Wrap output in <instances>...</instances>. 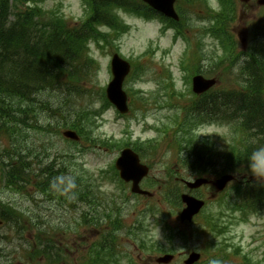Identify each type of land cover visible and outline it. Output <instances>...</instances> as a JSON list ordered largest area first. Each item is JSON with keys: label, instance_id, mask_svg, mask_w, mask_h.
<instances>
[{"label": "trees", "instance_id": "trees-1", "mask_svg": "<svg viewBox=\"0 0 264 264\" xmlns=\"http://www.w3.org/2000/svg\"><path fill=\"white\" fill-rule=\"evenodd\" d=\"M128 1L132 2L134 11L140 10V4L137 0ZM105 3L106 1L103 0L96 5L95 17L111 22L115 16L111 14L107 16L109 13L108 4ZM15 7L17 8V17L10 21L9 0H0L1 100L9 101L16 110L28 112L32 108L33 115L28 125L40 122L38 114L47 112L49 114V126L52 124L51 119L59 115L62 118L61 124L76 128L81 133H90L96 124L98 111L90 105L91 103L80 106V99L77 98L90 93L87 88L82 87L79 83L83 81V77L91 76L90 67L95 65V61L89 57H86V62L83 61L87 52V47L83 45L88 38V31L74 32L68 30L66 25L58 19L35 21L34 16L38 13L37 10L33 8L22 10L18 8L17 4ZM263 62L264 56L261 63H257V65H263ZM262 65L255 70H249L247 73V80L251 81L252 91L259 95L262 94V89L264 90V67ZM261 70L262 73H259ZM74 92L75 95L72 96ZM247 97H255V95L252 94ZM245 100L243 101L245 102ZM233 102L230 99L224 104V99H222L218 106L219 111L222 108L234 106ZM214 105L217 107V103ZM87 106L88 108H85ZM253 106V104L252 106L246 104L240 109L251 113L249 114L251 118L241 115L244 116L242 124L248 128L244 129L241 148L234 147L230 150L221 151L214 148V145L207 140L203 145H200L201 141L195 137L192 131L196 122L191 127L181 125L180 130L187 133L188 150L184 157H187L185 161H189L187 164L202 174L208 173L210 170L203 168L215 162H220L225 173L239 172L241 169H245L244 171L254 174L252 171L253 163L256 164L257 168L264 170V157H259L255 161L252 160L253 153L264 148V107ZM75 109L80 110L76 111ZM214 111L218 112V110ZM260 112L263 114L262 117L259 115ZM179 119H177V125L183 122ZM21 129V126L12 125L6 120L0 121V133L15 141L9 150L5 149L2 152L0 163L4 167L6 185L16 189H24L27 184L33 181L32 164L35 155L30 148L17 145ZM193 153H195L197 162L193 161ZM27 156L31 158V166L28 170L26 169ZM220 156L222 160H220ZM212 170L217 172L216 169ZM62 173V168H57L54 161L46 164L41 168L42 178L38 179L37 186L51 197L59 200H65L68 195H70V199L72 196L79 198L82 192L79 188L83 183L82 178L78 175H71L66 177V181L63 182L60 178V176H64ZM90 185H87L84 193L89 200L95 202L100 196L94 191L92 183ZM167 189L170 194H176V190H178L176 185H170ZM57 192H61L63 197L56 196L55 193ZM256 193V201L260 195L264 196V183H261ZM236 204V201L232 202V205ZM92 210L95 212L94 207ZM104 211L111 212L109 208L104 209ZM7 216L18 218L15 212L5 211L0 218L3 221H13L17 229L21 227V223L11 220ZM108 216L111 218L110 214ZM44 248L43 250L33 248V252L38 256L41 253L49 254L50 257L55 254L58 257L53 260L61 261L59 252L62 251L61 249L52 251L49 243L45 244ZM81 264H121V252L115 237L108 233L101 240L93 243Z\"/></svg>", "mask_w": 264, "mask_h": 264}, {"label": "rangeland", "instance_id": "rangeland-1", "mask_svg": "<svg viewBox=\"0 0 264 264\" xmlns=\"http://www.w3.org/2000/svg\"><path fill=\"white\" fill-rule=\"evenodd\" d=\"M213 1L216 3V0ZM45 5L48 8L58 7L68 17L74 19H79L84 12L82 0H46ZM252 8L253 7L240 8V16L235 21V25L237 27L248 26V24L250 23H252L251 25H255V23L253 22L256 20H260V18L262 17L261 13ZM128 21L132 24L133 28L131 32L124 36L121 41V51L123 52V54L127 56H138L139 54L147 50L149 40L152 39L154 40V43L160 44V49H158L153 56H150V71L145 76V82L141 84L142 88L148 93L154 91L157 87L155 78H157L159 76V73L162 72V70L166 67H169L174 72L175 77L179 81V84H181L182 86L183 72L180 69V56L183 52L185 42L182 40L174 42L172 41L169 35L161 37L159 23H147L143 18L137 17H128ZM163 49L169 50V53L164 54ZM97 56L101 59V62L103 64V72L101 75V79L102 82L104 81L106 83L109 78V73L107 70L109 57H102L98 54ZM219 76L221 77L219 86H223L226 85V83L231 82L230 79H228L229 81H227L226 74H220ZM128 85H131V83L129 82ZM137 116L138 114L131 113L129 114L128 118H124L118 116L114 110H110L105 116V121L103 123L101 133L106 134L109 137L114 136L116 139H128V136L130 134L133 135L134 139L138 137L142 139L155 137L157 135V130L149 129L147 128V126H162L163 123L167 122L166 119L168 115H162L161 113H158L157 109L151 107L147 109V117L145 119H141L142 117L141 115H139V118L141 120L137 121L135 119V117ZM128 124L130 125L129 128L126 127ZM227 131V128H222L218 125H208L200 130L202 135L210 134V136L212 134L223 135ZM36 135L37 134L33 135L32 140L37 141ZM54 143L58 144L60 148H65L68 145L67 142L63 140L60 136L54 138ZM118 155V150L108 151L97 149L95 152H91L90 154H88V156L85 158V161L88 166L92 168H97L99 166H107L115 162V159L118 157ZM161 162H166V160L162 159ZM158 170L161 171L162 168H159ZM155 173L162 174V172H158L157 170L155 171ZM113 188L115 190L116 186L113 185ZM153 195H155L154 200L156 201L159 194L154 191ZM14 196V194H11L10 198ZM15 199L17 200V197H15ZM151 199L153 198L151 197ZM140 200L142 202V206L144 205V203L148 202L144 197ZM133 206L134 202H129V208L131 209L129 214H132L134 212ZM161 216L165 217V221L170 222L168 219V214L165 211H163ZM176 219L180 221L179 217L173 220ZM162 221H164V218H162L161 223L159 224H153L151 221L152 227H150V232L152 237L150 239H153L163 245H166L170 242H168V239L165 236V230L162 226ZM174 224L179 227L185 228L186 230H189L186 227H183V224L179 222H174ZM2 230L3 229L0 228V232ZM228 236L231 237L232 243L240 244L243 247L244 251L252 253L254 257L251 254L250 255L254 259H260V254L264 250V213L254 215L248 221H234L230 226ZM207 237L208 236L206 235L197 236L196 238L198 239H196L191 246H193L194 244L201 245L203 239ZM95 238L96 235L94 233L88 234V240H93ZM84 242H86V240L82 241V244H84ZM174 242L178 246V250L181 252L182 250L187 248L186 246H184V244L186 243L180 237H176ZM259 246L261 247L259 248ZM125 247L127 249L126 252H128V254L134 257L136 262L138 261L137 264H159L156 261V257L160 254H158L157 252L146 251L145 249L135 244L133 240L126 241ZM17 250L18 249L13 246H7L5 251L6 253L12 252V255L14 256ZM231 259L233 263L236 264H239L244 261L243 259H241L240 254L236 253H232ZM178 263L179 260L176 259L171 264Z\"/></svg>", "mask_w": 264, "mask_h": 264}, {"label": "bare ground", "instance_id": "bare-ground-1", "mask_svg": "<svg viewBox=\"0 0 264 264\" xmlns=\"http://www.w3.org/2000/svg\"><path fill=\"white\" fill-rule=\"evenodd\" d=\"M32 115H33L32 108H30L28 112H24L22 110H16L14 109L12 103L6 100H1V95H0V121L6 120L10 122L12 125L24 127L29 124ZM259 115L261 117L263 116L261 112L259 113ZM26 161H27L26 169L28 170L31 166V158L27 156ZM7 243L8 242L4 238L0 239V255L5 252Z\"/></svg>", "mask_w": 264, "mask_h": 264}, {"label": "clouds", "instance_id": "clouds-1", "mask_svg": "<svg viewBox=\"0 0 264 264\" xmlns=\"http://www.w3.org/2000/svg\"><path fill=\"white\" fill-rule=\"evenodd\" d=\"M259 157H264V148H262V149L258 150L257 152L253 153L252 160L255 161ZM252 171H253L255 176L260 177V178H264V170H261V169L257 168L255 163L252 164ZM210 264H221V261H219V260H211Z\"/></svg>", "mask_w": 264, "mask_h": 264}]
</instances>
